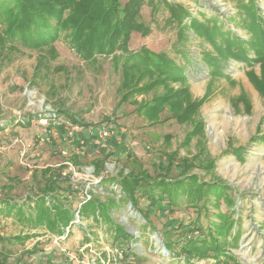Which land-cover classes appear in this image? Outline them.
I'll use <instances>...</instances> for the list:
<instances>
[{"label": "rangeland", "instance_id": "374dc122", "mask_svg": "<svg viewBox=\"0 0 264 264\" xmlns=\"http://www.w3.org/2000/svg\"><path fill=\"white\" fill-rule=\"evenodd\" d=\"M252 1L264 19V0ZM126 2L119 0V8ZM166 3L187 10L198 21L201 34L186 28L188 17L183 19L184 27L170 21ZM245 16L238 0H141L136 19L149 33L133 32L128 48L136 51L144 46L164 53L184 68L190 99L201 103L182 123L167 108L159 115L160 121L151 124L134 112L132 104L119 105V68H114L109 57L82 61L62 37L53 43L57 57L36 74L37 51L19 45L17 51L5 50L0 57V142L17 137L27 150L22 160L16 148L0 154V236L7 239L0 242V263L264 264V57L259 58L257 44L250 42L252 33L242 24ZM218 31L230 42L222 41ZM152 96L153 92L141 93L135 98ZM45 113L61 121L69 120V114L82 129L69 140L60 126L50 130L38 122ZM103 126L111 136L92 140L89 131ZM106 152L110 156L96 176L93 161ZM128 154L151 178L165 174L172 156L168 181L181 178L182 165L192 163L182 177L192 175L204 184L217 185L224 196H216L215 190L208 193L209 200L202 195L192 201L178 190L176 204H168L165 198L159 210L153 209L150 225L136 211L134 215V210L129 212L128 203L120 202L108 213L129 239L115 241L114 226L75 212L85 190L117 202L122 199L118 184L99 181L130 169ZM74 156L78 157L76 165L71 163ZM27 163L34 168H26ZM65 163L77 171L70 179L72 192L64 193L71 185L62 182L53 199L70 208L74 219L58 234L36 224L32 207L46 178L43 171L52 169L53 175ZM46 201L47 205L52 202ZM6 203L16 208L9 211ZM146 204L140 200L139 208L144 210ZM220 213L234 221L220 237L225 256L217 259L210 251L208 258L184 261L180 251L188 239L201 233L206 236L215 224L224 226L217 217ZM153 233L162 243L168 236L173 254L167 249V255L162 253Z\"/></svg>", "mask_w": 264, "mask_h": 264}, {"label": "trees", "instance_id": "16d2710c", "mask_svg": "<svg viewBox=\"0 0 264 264\" xmlns=\"http://www.w3.org/2000/svg\"><path fill=\"white\" fill-rule=\"evenodd\" d=\"M248 3L244 4L243 0H238V4L246 12V19L241 21L243 26L252 33L250 39L252 41H249L251 44H257L255 50L259 58L264 57V19L260 16V9L254 5V2L250 0ZM140 4L141 0H127L120 9L119 0H0V57L5 56L6 49L11 52L17 51L18 45L35 50L39 54L40 61L35 67L36 74L40 72V69L41 71L48 69L50 60L57 57L53 43L62 37L82 61L91 63L95 62L97 57H109L114 68H119V105L132 104L134 112L151 124L160 121L159 115L166 108L177 122L188 121L197 111L201 101L195 102L190 99L184 68L177 66L164 53L153 52L144 46L136 51H131L128 48L133 32L143 36L149 33V28L136 19ZM166 6L171 15L170 21L184 27L183 19L188 17L190 20L189 25L186 24V28L190 26L195 33L200 32L201 34V29L200 31L198 29V21L191 17L187 10L171 3H166ZM66 10L68 11L65 13ZM217 35L222 41L230 42V38L227 39L224 33L218 31ZM216 71L214 72L216 73ZM217 74H221L219 69ZM158 87L163 88L161 93L155 92ZM150 92H153L151 99L147 97L137 100L135 98L136 94L148 95ZM67 118L73 124H78L73 116L68 114ZM87 126L84 125V127ZM91 131L95 133L96 137V131L94 129ZM199 132L201 130L197 131V133ZM94 136L91 135L92 140ZM109 156V152L102 153L99 159L93 161V170L96 176H99L104 170V164ZM77 159L78 157L74 156L71 163L78 164ZM126 161L132 165L130 169L128 168L126 171L123 169L113 177L102 178L99 181L101 184L106 181L118 184L123 194L122 199L117 202L113 198H101V194H93L90 191L91 198L81 204L78 209V215L81 218L92 217L96 222L99 221L104 225H110V227L114 226L115 241L129 239L128 233L122 227L114 224L108 213L110 208L120 202L129 203L132 210L139 213L141 219L150 225L149 216L154 212L153 209L159 210L165 198L170 200L168 204H176L179 198L178 190L185 193L192 201H196L202 195L206 197V200H209L208 193H213L215 190L217 191L214 192L216 196H224L217 185L204 184L197 181L192 175L182 177V173H185L192 163L182 165L181 178L168 181L166 175L172 168V156L167 159L165 174L155 178H151L147 171L141 170L133 162L131 154L126 156ZM160 167L163 168L161 164ZM64 168V165L59 166L53 175H51L52 169L47 168L43 171L46 178L43 185L38 188L39 196L34 200L32 207V211L35 212L32 219L36 224L46 227L49 232L58 234L74 219L70 208H66L58 200L53 199L59 190L60 183H70V178L61 174ZM70 185L71 187L67 186L64 189V193L72 192V184L70 183ZM204 186L206 188L202 190ZM102 191L105 189L103 188ZM47 198L52 200L48 205L46 204ZM140 200L147 203L144 210L139 208ZM6 206L9 211L16 208L15 204L10 205V203H6ZM68 206L71 207V203ZM17 212L21 214V209L18 208ZM217 217L223 221L224 228L215 224L214 230L206 233L207 238H204L205 234L201 233L194 239H188L180 251L184 255V261L188 262L194 257L197 259L208 258L210 251L217 259L221 255L225 256L221 249L220 237L226 234L227 229L234 221L223 213ZM228 219L230 225L226 226L225 221ZM172 225L170 223L168 226ZM178 226L186 228L181 223H178ZM188 231L196 232V230ZM166 232L168 230L164 231V233ZM167 238L168 236L163 239L164 246L173 254ZM6 240L0 236V242Z\"/></svg>", "mask_w": 264, "mask_h": 264}, {"label": "built area", "instance_id": "2783aa9c", "mask_svg": "<svg viewBox=\"0 0 264 264\" xmlns=\"http://www.w3.org/2000/svg\"><path fill=\"white\" fill-rule=\"evenodd\" d=\"M39 123H41L43 126H47L48 128L53 129L56 126H60L63 130V133L65 137L69 140L74 137L73 133L77 132L82 129V127L78 124H73L69 120H63L61 121L58 117L55 116V114L52 113H45L43 117H40L38 120ZM96 131V130H95ZM89 133L94 136V132L89 131ZM112 132L108 130L105 126L101 127L100 129H97L96 131V137H98L100 140H106L108 137H110ZM41 142H43V138L40 139ZM46 140H48L46 138ZM16 148L18 150V154L20 156V159L22 160L24 156L26 155V146L22 143L21 139L17 137H13L12 139H9L8 142H0V154L2 152H6L8 150H12ZM26 168L32 169L34 168V165L31 164H24ZM64 170L61 171L62 176H68L70 179L77 176V171L74 170V167L70 163H65ZM120 190V189H119ZM91 191V190H90ZM90 191L85 190L81 194V201L78 205V209L80 208V205L89 201L91 198ZM128 211L131 212L132 208H130V204L128 203ZM78 209L75 212V215H78Z\"/></svg>", "mask_w": 264, "mask_h": 264}, {"label": "water", "instance_id": "95a60500", "mask_svg": "<svg viewBox=\"0 0 264 264\" xmlns=\"http://www.w3.org/2000/svg\"><path fill=\"white\" fill-rule=\"evenodd\" d=\"M130 208H131V205H130ZM133 213L135 214L136 212L133 211L132 214H133ZM134 214H133V215H134ZM139 217H140V216H139ZM131 230H132V229H131ZM153 234H154V239L157 241L160 250L162 251V253H163L164 255H167V254H168V251L166 250V248H165L164 244L162 243L160 237L156 236L155 233H153Z\"/></svg>", "mask_w": 264, "mask_h": 264}, {"label": "crops", "instance_id": "0c3cea01", "mask_svg": "<svg viewBox=\"0 0 264 264\" xmlns=\"http://www.w3.org/2000/svg\"><path fill=\"white\" fill-rule=\"evenodd\" d=\"M102 154V153H101ZM141 256V255H140ZM140 256L138 257V259L140 258Z\"/></svg>", "mask_w": 264, "mask_h": 264}]
</instances>
